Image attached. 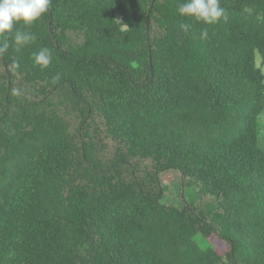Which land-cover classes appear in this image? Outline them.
<instances>
[{
  "label": "trees",
  "instance_id": "1",
  "mask_svg": "<svg viewBox=\"0 0 264 264\" xmlns=\"http://www.w3.org/2000/svg\"><path fill=\"white\" fill-rule=\"evenodd\" d=\"M183 2L51 0L0 38V264H264V0Z\"/></svg>",
  "mask_w": 264,
  "mask_h": 264
},
{
  "label": "clouds",
  "instance_id": "2",
  "mask_svg": "<svg viewBox=\"0 0 264 264\" xmlns=\"http://www.w3.org/2000/svg\"><path fill=\"white\" fill-rule=\"evenodd\" d=\"M51 0H0V38L12 34L15 47L28 45L34 36L29 32L15 30L17 24L31 26L38 21L48 10ZM178 14L181 17L190 18L205 25H212L221 19L227 21L226 10L220 7V0H184L178 6ZM125 27H127L125 25ZM190 28L188 23H181V31L187 32ZM207 29L202 30L201 38H207ZM9 45L4 43L0 47V52L5 51ZM52 52L47 47L41 48L33 54L34 64L46 69L52 62ZM12 70L20 67L18 61H13L10 65ZM59 79V76L53 78V82ZM14 95H21L20 91L13 90Z\"/></svg>",
  "mask_w": 264,
  "mask_h": 264
},
{
  "label": "rangeland",
  "instance_id": "3",
  "mask_svg": "<svg viewBox=\"0 0 264 264\" xmlns=\"http://www.w3.org/2000/svg\"><path fill=\"white\" fill-rule=\"evenodd\" d=\"M256 64L264 74V63L259 53L256 54ZM259 124L260 143L261 147L264 149V115L260 118ZM161 180L164 187L163 201L167 205L178 206L180 194H183L190 203L198 202L197 190L186 186L180 173L175 171L164 172L161 176Z\"/></svg>",
  "mask_w": 264,
  "mask_h": 264
}]
</instances>
